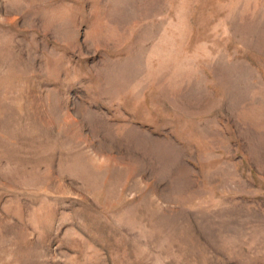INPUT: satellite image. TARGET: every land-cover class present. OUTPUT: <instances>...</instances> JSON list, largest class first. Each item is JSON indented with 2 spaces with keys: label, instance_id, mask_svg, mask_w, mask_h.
<instances>
[{
  "label": "rangeland",
  "instance_id": "1",
  "mask_svg": "<svg viewBox=\"0 0 264 264\" xmlns=\"http://www.w3.org/2000/svg\"><path fill=\"white\" fill-rule=\"evenodd\" d=\"M0 264H264V0H0Z\"/></svg>",
  "mask_w": 264,
  "mask_h": 264
}]
</instances>
